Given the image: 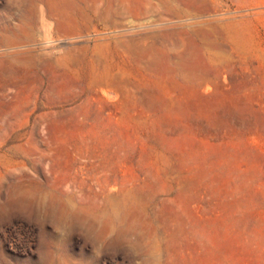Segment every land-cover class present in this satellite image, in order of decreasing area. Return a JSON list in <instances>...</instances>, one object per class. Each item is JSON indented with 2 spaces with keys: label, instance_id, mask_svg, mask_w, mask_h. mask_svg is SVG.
Segmentation results:
<instances>
[{
  "label": "rangeland",
  "instance_id": "1",
  "mask_svg": "<svg viewBox=\"0 0 264 264\" xmlns=\"http://www.w3.org/2000/svg\"><path fill=\"white\" fill-rule=\"evenodd\" d=\"M0 264H264V0H0Z\"/></svg>",
  "mask_w": 264,
  "mask_h": 264
}]
</instances>
